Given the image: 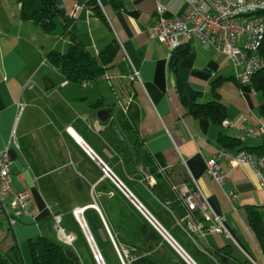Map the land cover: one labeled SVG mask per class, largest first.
Here are the masks:
<instances>
[{
    "label": "crops",
    "instance_id": "crops-1",
    "mask_svg": "<svg viewBox=\"0 0 264 264\" xmlns=\"http://www.w3.org/2000/svg\"><path fill=\"white\" fill-rule=\"evenodd\" d=\"M97 1L104 17L82 4L76 33L96 54L114 40L120 53L105 76L76 83L48 59L54 50L69 51L63 26L47 33L22 19L17 0H0V149L7 148L13 160L15 185L31 197L28 213L17 225L8 220L0 225V262L29 263L30 241L44 236L62 243L80 264H98L94 250L104 264H191L104 174L100 159L194 263L264 264L248 213L258 207L264 216V189L254 169L245 164L231 170L222 161L229 173L223 186L206 171L207 160L218 153L257 149L263 140L196 117L184 101L205 104L218 97L227 107V119L247 117L246 126L257 127L264 123L263 93L252 82L239 81L240 69L213 46L193 38L172 53L152 37L158 1L167 7L165 15L173 17L182 12L185 0ZM77 4L66 1L69 17ZM178 57L176 71L172 62ZM134 68L142 82L131 78ZM20 103L26 104L21 113ZM222 135L241 145L225 147ZM175 184L200 189L211 209L227 217L233 236L192 238L186 221L179 224L186 206ZM76 208H85L84 228L73 213ZM56 214L62 216L64 231L75 236L73 242L54 229ZM194 216L201 220V210ZM170 228L185 235L186 249Z\"/></svg>",
    "mask_w": 264,
    "mask_h": 264
},
{
    "label": "built area",
    "instance_id": "built-area-1",
    "mask_svg": "<svg viewBox=\"0 0 264 264\" xmlns=\"http://www.w3.org/2000/svg\"><path fill=\"white\" fill-rule=\"evenodd\" d=\"M83 8L82 4H77L72 17L75 19ZM166 11V5L158 1L157 23L152 30V37L159 39L168 48L193 38L202 44L211 45L218 53L226 55L238 70L240 69L238 79L242 83H248L249 73L260 68L262 63L261 59H257V55H254V42L258 35L264 32V0H185V7L181 13L167 17ZM131 78L142 82L140 71L136 68ZM25 107V103H20V113ZM246 122L247 117L241 121L226 118L222 124L230 129L241 130L246 136L262 139L264 146V123L257 127H248ZM77 141L82 144V139ZM86 151L95 159L91 149ZM100 161L98 163L103 164L104 174L110 177L139 209H142L136 202L135 196L129 190L125 191L116 180L117 177L112 176L111 168ZM222 161H225L231 170L245 164L250 165L264 189V154L255 156L247 150H242L236 153L220 152L216 159H208L206 171L220 186H223L229 178ZM184 163H186L185 159ZM12 164L13 160L8 149H0V225L4 220H8L13 227L28 213L31 197L27 191L20 190L15 185L11 174ZM192 178L195 180L194 177ZM174 189L186 206V217L180 220L179 224L183 225L186 221L185 229L192 238H203L212 233L233 236L227 217L211 209L200 189L192 191L187 184H175ZM198 209L201 210L202 219L196 221L194 212ZM73 213L84 228L82 224L84 217L78 216V208L74 209ZM53 218L56 232L63 234L69 242H73L75 236L66 233L62 228V216L56 214ZM149 219L152 221L150 217ZM158 229L168 239L159 227ZM88 239L91 242L90 237ZM172 245L177 249L173 243ZM94 257L98 264H104L103 255L99 251L94 250Z\"/></svg>",
    "mask_w": 264,
    "mask_h": 264
},
{
    "label": "trees",
    "instance_id": "trees-1",
    "mask_svg": "<svg viewBox=\"0 0 264 264\" xmlns=\"http://www.w3.org/2000/svg\"><path fill=\"white\" fill-rule=\"evenodd\" d=\"M21 4V17L30 21L47 33H53L60 24L63 26L64 35L68 36L71 45L69 51L61 53L52 51L48 54L50 62L58 67L66 78L72 82L85 83L105 76L115 65L117 56L120 53V45L117 40L112 41L99 54L86 48L78 37L75 30V19L67 15V0H17ZM81 4L92 7L96 14L104 17L101 6L97 0H77ZM264 56V41L261 47ZM180 58L172 62L173 68L177 71ZM252 86L255 90L264 95V69L259 71L252 79ZM183 93V85H179ZM215 96L217 86L214 87ZM190 112L196 117H208L217 124H222L227 118V107L217 97L215 100L205 104H195L187 102ZM220 142L229 148H237L241 141L228 135L220 136ZM247 150L256 153L257 156L264 154V146L257 149L241 148L239 151ZM249 221L254 230L262 251L264 253V216L262 209L258 207L248 208ZM30 262L27 264H80L77 258H71L67 253V248L55 239L39 237L29 243ZM0 264H9L0 262Z\"/></svg>",
    "mask_w": 264,
    "mask_h": 264
},
{
    "label": "bare ground",
    "instance_id": "bare-ground-1",
    "mask_svg": "<svg viewBox=\"0 0 264 264\" xmlns=\"http://www.w3.org/2000/svg\"><path fill=\"white\" fill-rule=\"evenodd\" d=\"M263 41H264V32L261 33L260 35H258V38L255 39V42H254V55H257V59H261V63L260 64V68L259 69H255V72H250L249 73V81L248 83H251L253 77L259 72L261 71L262 69H264V56L263 54L261 53V47H262V44H263ZM189 41H182L180 42L179 45H174L172 47H170V51L172 53H175V51L180 48L182 45L188 43ZM85 211V208H78V216H83V213Z\"/></svg>",
    "mask_w": 264,
    "mask_h": 264
},
{
    "label": "water",
    "instance_id": "water-1",
    "mask_svg": "<svg viewBox=\"0 0 264 264\" xmlns=\"http://www.w3.org/2000/svg\"><path fill=\"white\" fill-rule=\"evenodd\" d=\"M97 158V157H96ZM99 161H100V159H98ZM101 162V161H100ZM112 174V173H111ZM112 176H114L115 178H116V176L114 175V174H112ZM116 180L123 186V184L116 178ZM123 188L126 190V191H128L124 186H123ZM136 200V199H135ZM136 202L138 203V204H140L141 205V207H142V209H143V211L146 213V215H148L153 221H154V223L162 230V232H164L165 234H166V236L168 237V239L170 240V242H172L176 247H177V249H178V251H180V253H182V254H184L185 256H187L188 257V259L190 260V262L192 263V264H196V263H194L193 261H192V259L186 254V252L184 251V249H182L172 238H171V236L163 229V227L154 219V217L147 211V209L138 201V200H136ZM67 253H68V255L72 258V257H74V254H73V252L71 251V250H67Z\"/></svg>",
    "mask_w": 264,
    "mask_h": 264
},
{
    "label": "rangeland",
    "instance_id": "rangeland-1",
    "mask_svg": "<svg viewBox=\"0 0 264 264\" xmlns=\"http://www.w3.org/2000/svg\"><path fill=\"white\" fill-rule=\"evenodd\" d=\"M133 134L132 133H127V137L130 138V136H132ZM171 229V232L173 233V235L177 238V240L181 243V245L186 249V238H185V235L180 233L175 230V229ZM182 254V253H181ZM182 256L184 257V259H186V256L184 254H182Z\"/></svg>",
    "mask_w": 264,
    "mask_h": 264
}]
</instances>
